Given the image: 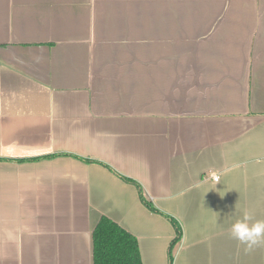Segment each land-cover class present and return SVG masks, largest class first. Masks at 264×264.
Wrapping results in <instances>:
<instances>
[{
    "label": "crops",
    "instance_id": "1",
    "mask_svg": "<svg viewBox=\"0 0 264 264\" xmlns=\"http://www.w3.org/2000/svg\"><path fill=\"white\" fill-rule=\"evenodd\" d=\"M245 211L264 0H0V264H94L103 217L143 264H264L230 237Z\"/></svg>",
    "mask_w": 264,
    "mask_h": 264
},
{
    "label": "trees",
    "instance_id": "2",
    "mask_svg": "<svg viewBox=\"0 0 264 264\" xmlns=\"http://www.w3.org/2000/svg\"><path fill=\"white\" fill-rule=\"evenodd\" d=\"M145 202L151 210L157 211L152 204ZM172 222L178 230L174 242H178L182 230L175 220ZM93 257L94 264H143L137 238L107 217L100 220L93 232Z\"/></svg>",
    "mask_w": 264,
    "mask_h": 264
},
{
    "label": "clouds",
    "instance_id": "3",
    "mask_svg": "<svg viewBox=\"0 0 264 264\" xmlns=\"http://www.w3.org/2000/svg\"><path fill=\"white\" fill-rule=\"evenodd\" d=\"M229 234L245 246L246 253L251 252L264 244V220L253 221V217L245 211L231 224Z\"/></svg>",
    "mask_w": 264,
    "mask_h": 264
},
{
    "label": "built area",
    "instance_id": "4",
    "mask_svg": "<svg viewBox=\"0 0 264 264\" xmlns=\"http://www.w3.org/2000/svg\"><path fill=\"white\" fill-rule=\"evenodd\" d=\"M215 180H218V177L217 176H213Z\"/></svg>",
    "mask_w": 264,
    "mask_h": 264
}]
</instances>
